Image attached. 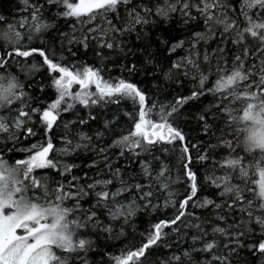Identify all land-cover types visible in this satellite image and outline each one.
Returning <instances> with one entry per match:
<instances>
[{
    "label": "trees",
    "instance_id": "1",
    "mask_svg": "<svg viewBox=\"0 0 264 264\" xmlns=\"http://www.w3.org/2000/svg\"><path fill=\"white\" fill-rule=\"evenodd\" d=\"M162 2L163 0H134L137 5H151L153 8ZM227 3L232 6L228 9V14L238 16L240 0H227ZM30 4L42 6V22L50 26L39 33L32 31L27 23L20 27V21L30 15L23 0H0V16L4 18L0 21V35L8 33L15 39V32L20 33L19 41L15 45L0 39V48L23 46L27 49H43L53 62L71 70L80 71L87 66L99 70L105 81L118 82L124 79L136 85L146 96L148 118L156 122H160L161 117L171 111L169 106L174 104L177 98H188L192 96L193 91L201 90V74L207 77L203 87L211 88L218 75L232 69L234 55L245 46H253L251 37H248L245 43L234 44L235 29L224 33L223 26L214 22L210 29L195 8L191 9V15L197 16L198 19L189 20L188 23H184L186 18L179 12L172 13L170 19H161L153 13L149 16L151 23L138 26L139 33L133 31L124 35H113L109 21L113 25L123 27L128 22L126 8L131 5H121L116 12L97 17L86 25L73 18L60 17L59 12L63 9L49 5L46 0H30ZM238 22L242 24L243 18ZM10 25L13 26L11 33L8 32ZM97 25L99 26L96 27ZM90 28H95L96 31L90 33ZM102 32H107V35H102ZM196 33H204L206 38L196 42ZM85 36L89 37L86 41L87 47L83 41ZM73 37L75 39H72ZM105 41L115 43L116 47H102L101 44ZM179 41L185 42L183 47L170 54L171 46ZM218 49H223V52ZM186 57L196 61L199 67L189 64ZM176 62H182L185 66L173 68L172 65ZM253 62L257 65L260 63L256 57H249L245 61L248 67H251ZM132 65H135V71L129 72L127 69ZM0 74L17 78L24 93L23 100L29 108L46 109L58 97L53 77H59L60 74L50 72L43 62V57L38 53L27 58L17 57L7 68H0ZM79 90L78 85H72L73 93ZM90 91L94 92V87ZM215 99L211 93L206 92L197 98L187 99L178 111L166 117L167 121L185 136L193 161L191 168L197 177L198 191L193 201L189 202L186 209L188 214L177 225L162 229L164 234L158 243L140 258L142 264H220L219 261L213 260L214 255L226 257V264H264V257L253 255L248 248V245L261 239L259 226L250 221L247 213H242L239 206L234 209L226 207L225 204L231 203V200L228 196H222L221 189L211 182L212 177L224 174V169L220 168L217 162L224 160L229 153L228 148L220 145V139H234L232 131H221L225 129V125L221 122L220 114H217ZM115 100L116 102L102 101L86 107L79 101L66 98L61 107L66 108L67 104L74 106L60 113L58 126L54 127L51 133L45 134L35 115L24 128H33L36 135L25 136L23 128H12L11 131L18 137L12 140L9 139V133H0V159L10 165H15L16 160L27 159L30 155L27 149L33 144H46L49 138L55 150L59 151L65 147L62 137H67L72 146L83 145L66 154L51 152L48 158L57 163V168L36 169L33 175L41 179L46 178L52 189H55L57 184H63L67 191L75 193L83 188L89 193L79 199V210L69 217L81 220L86 219V212L97 213L94 219L98 223L89 221L86 228L77 230L78 238L90 241L87 252L79 254L86 264H116V258L138 250L154 231L155 225L175 217L180 210L178 202L190 192V182L187 181L183 168L186 161L181 158L182 144L179 140L173 144H158L151 151H141L139 156L131 151H125L121 155V149L115 147L114 142L133 129V119L138 117L139 104L123 96L116 97ZM153 105L155 107H152ZM0 115H7V112L0 111ZM201 115H204L206 120L199 119ZM81 120H86L87 123L82 124ZM65 123L68 124L67 128ZM206 123L209 125L207 134ZM81 134L90 139L82 140ZM201 154H206L208 159L198 160L197 157ZM141 162L147 163L153 177L151 181L143 171ZM161 162L170 169V183L166 190L155 179ZM65 165L72 166L70 172L63 171ZM73 177L76 179L73 180ZM100 180H111L112 183L107 186L97 185L94 189L87 187ZM233 183L240 184V181ZM72 184H75V188ZM136 184L145 185L143 191H151L152 195L142 199L141 192L135 188ZM125 185L129 186L128 190L116 197V200L119 204L135 202L134 214L113 220L103 203L99 208L95 207L96 192H115ZM240 186L246 189L245 195L248 198L259 203L251 191L247 190L254 185ZM206 199L221 207L196 206ZM76 203L75 199H68L64 201V206L74 207ZM104 228H109L110 231H104ZM215 228H222L225 233L232 234L248 228L254 231L241 236L243 246L238 247L232 236L215 232ZM205 242H215L216 246L211 252L202 251ZM230 248H235L236 251L231 252ZM74 264H81V260H75Z\"/></svg>",
    "mask_w": 264,
    "mask_h": 264
},
{
    "label": "snow or ice",
    "instance_id": "2",
    "mask_svg": "<svg viewBox=\"0 0 264 264\" xmlns=\"http://www.w3.org/2000/svg\"><path fill=\"white\" fill-rule=\"evenodd\" d=\"M23 3L25 9L30 11V15L21 20L19 26L24 27L27 23L30 29L36 33L46 30L50 25L42 22V6L31 5L30 0H23ZM46 3L61 7L63 11L59 12L60 17L73 18L81 24L91 23L98 16L116 12L121 5H131L130 8H126L128 22L123 27L113 25L109 21L113 35H124L133 31L139 33L138 26L142 27L151 23L149 16L153 13L161 19H170L172 13L179 12L182 17L186 18L184 23H188L189 20L198 19L197 16L191 15V9L195 8L210 29L213 22L216 25H222L224 33L235 29L234 44L245 43L248 37H251L253 46H245L240 49L238 54L234 55L233 67L230 71H223V74L218 75L211 88L203 87L207 77L201 74V90L193 91L191 97L177 98L175 103L169 106L171 111L166 112L160 122L148 118L149 108L146 105V96L136 85L124 79L118 82L105 81L99 70L87 66L80 71L71 70L53 62L43 49H27L23 46H13L10 49L0 48V53H2L0 54V68H7L17 57L27 58L38 53L43 57V62L50 72L60 74L59 77H53V85L57 90L58 97L46 109L29 108L23 100L24 93L21 91L22 86L17 78L0 74V111L7 112V115H0V133H9V139L12 140L18 139L11 131L12 128L16 130L23 128L25 136L36 135L33 128H24V125L33 119V115L38 117L37 123L41 124L45 134L51 133L54 127L58 126L57 120L60 113L74 106L67 104L66 108H62L61 105L66 102V98L79 101L86 107L102 101L105 103L116 102L115 98L120 96L131 98L134 103L138 102V117L133 119V129L115 141L114 146L121 149V155L125 151H131L139 156L141 151H151L158 144H173L179 140L182 144L181 158L186 161L183 168L187 181L190 182V192L178 202L180 210L175 217L155 225L154 231L138 250L132 251L122 258H116V264H130V262L142 264L140 258L145 256L148 249L158 243L164 234L162 229L177 225L188 214L186 209L189 202L193 201L198 191L197 177L191 168L193 161L185 142V136L181 130L173 127L166 117L178 111L187 102V99H194L209 92L216 98L214 106L217 114H220L221 122L225 125V129L221 130L222 133L230 130L234 137L231 140L220 139V145L228 148L229 153L224 160L217 162L218 166L224 169V174L212 177L211 182L215 187L221 189L222 196H228L231 200V203L225 204L226 207L234 209L239 206L240 211L247 213L248 219L259 226L261 239L248 245V248L253 255L259 254L264 257V0H240L239 14L235 17L228 14V9L232 6L227 3V0H163L155 8L151 5H137L134 0H46ZM83 17L87 19H82ZM241 17L243 18L242 24L238 22ZM3 19L0 16V21ZM12 31L13 26L10 25L8 32ZM88 31L91 33L96 29L90 28ZM102 35L106 36L107 32H102ZM195 37L198 42L205 39L206 34L196 33ZM19 38L18 31L15 32V39L8 33L0 35V39H5L13 45L18 43ZM88 38V36L83 38L85 47H87ZM164 43L167 42L164 41ZM184 43V41H179L173 44L169 53L183 47ZM101 46L113 49L116 44L105 41ZM218 51L223 52V49H218ZM249 57L259 59V65L253 62V65L248 67L245 61ZM185 59L194 67H199L196 61L190 57ZM205 60H207V56H205ZM184 66L182 62L172 65L177 69ZM127 70L135 71V65ZM73 84L78 85L80 90L73 93L71 91ZM93 87L94 92L90 91ZM199 119L206 120V117L201 115ZM80 123H87V121L81 120ZM65 127H68L67 123H65ZM208 127L209 125L206 123L205 134H207ZM80 138L82 140L90 139L83 134ZM62 140L65 143V147L61 149L62 154L75 151L83 146L81 144L72 146V142L67 137H62ZM193 147L196 146L193 145ZM27 151L30 153L29 157L24 160H16L15 165H10L0 159V264H74L77 259L81 260V264H86L79 254L87 252V245L90 241L78 238L77 230L86 228L89 221L98 223L94 219L97 213L96 211L86 212V219L81 220L69 219V217L79 210V199L89 193L83 188L78 189L75 193L67 191L63 184H57L56 188L52 189L46 178L41 179L33 175L36 169L57 168V163L48 158L49 154L55 151L51 138L46 144H33ZM101 151L103 152L104 149ZM157 159L159 158L157 157ZM197 159L205 161L208 156L201 154ZM141 164L143 171L151 181L153 177L147 163L141 162ZM71 168V165H65L63 171L70 172ZM116 171L118 173L119 169ZM169 172L170 169L161 162L160 171L156 173L155 179L165 190L170 183ZM253 177H258V179L254 180ZM75 179L76 177H73V180ZM236 180H239L243 185H254L247 190L251 191L259 203L248 198L245 195L246 189L240 184L233 183ZM111 183V180H100L87 187L94 189L97 185L107 186ZM121 183L125 184L124 181ZM72 187L75 188V184H72ZM128 187L125 185L115 192H96L97 204L95 207L99 208L103 203L113 220L120 216L126 217L134 214L132 207L119 204V201L116 200V197L127 191ZM144 187L143 184L135 185V188L141 192L142 199L152 195L151 191L144 192ZM68 199H75L76 205L74 207L64 206V201ZM196 206L221 207L208 199ZM197 227L199 226L197 225ZM103 230L110 231L109 228ZM214 231L232 236L239 247L243 246L240 237L254 230L248 228L234 234L225 233L222 228H215ZM215 246V242H205L201 250L211 252ZM229 251L234 252L236 249L230 248ZM213 260L219 261L220 264H226L227 258L214 255Z\"/></svg>",
    "mask_w": 264,
    "mask_h": 264
},
{
    "label": "rangeland",
    "instance_id": "3",
    "mask_svg": "<svg viewBox=\"0 0 264 264\" xmlns=\"http://www.w3.org/2000/svg\"><path fill=\"white\" fill-rule=\"evenodd\" d=\"M98 17H102V15H101V16H98ZM86 19H87V18H86ZM86 19H85V20H86ZM93 21H94V20H93ZM93 21H92V22H93ZM92 22H91V23H92ZM84 24L87 25V24H89V23H84ZM98 26H99V25H97L96 27H98ZM55 151H56L57 153H60V152H61V150L59 151L58 149L55 150ZM253 179H254V180H257L258 177H253ZM42 202H43V201H42ZM122 205L130 206V207H132L133 209H135V206H136V205H135V202H133V201H132V202H129V203L122 204ZM109 216L111 217L110 214H109Z\"/></svg>",
    "mask_w": 264,
    "mask_h": 264
}]
</instances>
